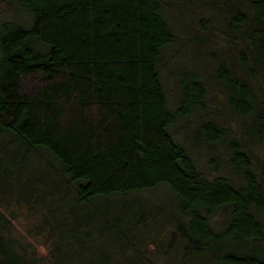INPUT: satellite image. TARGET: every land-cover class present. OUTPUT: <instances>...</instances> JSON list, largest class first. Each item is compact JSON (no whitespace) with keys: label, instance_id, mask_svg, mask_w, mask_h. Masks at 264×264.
Wrapping results in <instances>:
<instances>
[{"label":"trees","instance_id":"1","mask_svg":"<svg viewBox=\"0 0 264 264\" xmlns=\"http://www.w3.org/2000/svg\"><path fill=\"white\" fill-rule=\"evenodd\" d=\"M180 36L233 44L236 80L186 68L171 104L159 66ZM199 110L185 140L225 149V173L170 130ZM260 127L264 0H0V264H264Z\"/></svg>","mask_w":264,"mask_h":264},{"label":"rangeland","instance_id":"2","mask_svg":"<svg viewBox=\"0 0 264 264\" xmlns=\"http://www.w3.org/2000/svg\"><path fill=\"white\" fill-rule=\"evenodd\" d=\"M186 36H180L179 42L177 45L173 47H168L166 48L164 52L163 59L160 62V75L163 80V83L165 84L167 88V95L169 97L170 103L174 104L177 100V91H176V81L177 79L180 78V74L182 73L181 71L184 69H193L196 72H199L200 74L203 75V77L209 78V81H213L215 79L214 77V72L215 69H217V65L219 62L223 61L227 64L226 66V72H229L227 74V78L231 80H236L234 77V71L231 70V63H233V60L231 59L230 52L233 51L234 45L233 44H224L221 40L212 38L211 40H208L207 42H198V43H191L188 45L190 46L189 51H194L196 56L191 53H187V51H183L184 45L186 46L187 44L182 43L185 40ZM188 45L186 47H188ZM177 47L178 49H175ZM187 49V48H186ZM176 56V58H172L167 60L166 58L169 56ZM194 56V57H193ZM244 56V57H243ZM242 57L244 58L243 60L248 61V65L250 69L254 68V62L250 58L249 54L245 51L244 55ZM217 57V58H216ZM221 59V60H220ZM241 59V57H237V60ZM238 64L239 61H237ZM234 72V73H233ZM176 79V80H175ZM218 89L212 90V92L209 95H206L205 101H206V107L207 110H217L216 108H219L220 110H223V112L228 111V107L226 106L227 102V96L223 97V94L219 91ZM205 113L202 114V111H198L197 114H192L186 116L185 119H183L181 122L178 121L175 124H173L170 127V130L174 136V138L182 143L184 145L188 146L191 149L192 155L195 157L198 166L204 170L206 173L211 174V172H218V173H225L224 166H225V149L223 148H215V154H217V159L214 156V152H211L204 148V146H195L192 144V142L187 138L185 140V133L189 135V138L192 140H198V135L194 132L195 126L199 124L200 120L205 122L207 120L206 116L204 115ZM209 115V114H208ZM211 115V114H210ZM199 116V117H198ZM222 116V115H220ZM202 122V123H203ZM231 125L232 121L230 120ZM224 124L226 122H223ZM220 126L214 123H211L209 127L206 129L209 130L210 132H218ZM246 128L249 127V123H246ZM248 133L250 130L247 131ZM259 132L264 135V127L259 129ZM234 133V132H233ZM247 133V138L249 137ZM235 134V133H234ZM230 136V135H229ZM212 153V154H211ZM215 158L217 160L218 168L216 167L213 169L212 165L208 162V158L210 156ZM215 166V163H214ZM155 194V195H154ZM167 192L158 188L156 192H148L146 195H150V198L154 195L156 200L158 197L159 200L163 197H166ZM145 195V196H146ZM161 197V198H160ZM161 201V200H160ZM222 214L220 217L217 218L219 220V223L217 225L220 226L223 221V216ZM221 223V224H220ZM223 225V224H222ZM155 231H158V229L155 228ZM151 246V245H149ZM173 251H169L166 255V257H163L159 259L161 264H177V256L172 255ZM208 257L205 254H202L197 257L195 261H188L187 264H214L212 261L207 260Z\"/></svg>","mask_w":264,"mask_h":264}]
</instances>
